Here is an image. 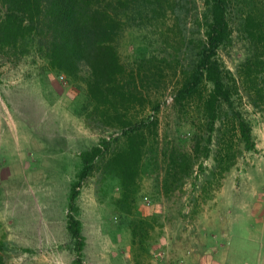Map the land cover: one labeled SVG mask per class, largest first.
I'll return each mask as SVG.
<instances>
[{"label":"rangeland","instance_id":"obj_1","mask_svg":"<svg viewBox=\"0 0 264 264\" xmlns=\"http://www.w3.org/2000/svg\"><path fill=\"white\" fill-rule=\"evenodd\" d=\"M111 1L99 0L110 8ZM120 1V59L133 73L140 70L137 83L159 108L156 128L139 131L142 161L125 207L120 178L105 168L122 145L120 131L92 113L85 85L52 69L32 44H0L4 264H74L66 229L70 186L82 167L80 153L102 138L108 149L93 160L76 199L84 264H264V68L257 62L264 58V0H226L230 34L217 59L235 78L237 107L251 123L256 149L239 143L221 178L212 176L216 132L207 158L191 155V124L199 114L173 100L204 38L203 0ZM5 12L0 3V21ZM250 58L251 74L242 81L239 69ZM172 151L190 154L186 173L167 168ZM137 219L147 223L133 236Z\"/></svg>","mask_w":264,"mask_h":264},{"label":"trees","instance_id":"obj_2","mask_svg":"<svg viewBox=\"0 0 264 264\" xmlns=\"http://www.w3.org/2000/svg\"><path fill=\"white\" fill-rule=\"evenodd\" d=\"M115 2L121 4L120 0ZM0 3L6 10L0 21V44L9 49H17L18 45H34L52 69L83 83L92 102V113L104 126L120 131L122 145L107 158L105 168L120 178L123 187L120 203L127 206L136 191L137 168L142 161L138 134L142 127L156 128L154 114L159 108L149 96H144L142 83H137L136 76L141 74L140 70L133 73L120 59L117 41L122 19L115 10L116 4L110 8L109 3L102 5L99 0H0ZM203 3L204 38L195 64L179 83L173 100L175 103L185 101L199 114V122L191 124V155L207 158L216 132L212 176L221 178L234 165L239 143L248 151L256 148L251 123L237 107L240 96L235 78L217 59L218 48L230 34L227 1L203 0ZM251 60L253 58L239 69L242 81L251 74L250 71L245 72ZM257 62L264 68V58ZM152 80L155 81L154 76ZM144 99L148 102L143 103ZM109 143L102 138L80 153L82 167L70 186L66 229L74 245V264H84L82 253L85 245L76 199L81 183L93 168V160L108 149ZM190 154L177 151L175 155L172 151L165 158L167 168L176 169V174L186 173L191 167ZM139 223L147 222L135 220L133 236ZM1 251L0 242V264H4Z\"/></svg>","mask_w":264,"mask_h":264}]
</instances>
